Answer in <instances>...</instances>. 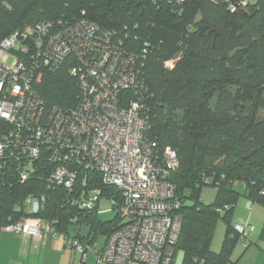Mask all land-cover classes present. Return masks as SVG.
I'll use <instances>...</instances> for the list:
<instances>
[{
    "label": "trees",
    "instance_id": "16d2710c",
    "mask_svg": "<svg viewBox=\"0 0 264 264\" xmlns=\"http://www.w3.org/2000/svg\"><path fill=\"white\" fill-rule=\"evenodd\" d=\"M77 21L102 35L116 34L135 53L147 142L156 145L158 163L166 148L177 155L176 170L165 176L182 218L172 264L180 252L181 264H227L239 242L231 223L238 199L264 208V0H0V44L17 35L36 55L34 41L22 33ZM77 67L70 55L42 70L37 91L47 108L76 107ZM9 128L0 119V134ZM33 168L24 182L13 167L0 171V229L28 218L45 220L64 240L93 246L97 236L106 238L117 228V211L101 222L96 206H79L78 189L48 188L51 166L38 161ZM88 177L85 191L100 189L102 198L121 202L116 189ZM205 187L215 190L208 204L201 199ZM29 196H44L37 213L24 205ZM218 221L225 236L214 252Z\"/></svg>",
    "mask_w": 264,
    "mask_h": 264
},
{
    "label": "built area",
    "instance_id": "2783aa9c",
    "mask_svg": "<svg viewBox=\"0 0 264 264\" xmlns=\"http://www.w3.org/2000/svg\"><path fill=\"white\" fill-rule=\"evenodd\" d=\"M115 35H102L77 21L64 27L40 24L22 33L24 40L34 41L36 55L17 35L0 44V119L10 126L0 134V171L13 167L24 182L34 172V163L42 161L52 167L48 188L78 189L83 209H92L102 199L100 189L85 191L89 174L120 193L121 202H112L120 222L101 248L64 240L79 262L93 250L97 264H172L182 218L177 213L180 201L165 176L176 170L177 155L166 148L157 162L137 95L142 86L137 58ZM70 55L78 60L73 74L78 103L73 109L47 108L37 91L42 70L56 68ZM172 66V61L165 63L166 68ZM44 202V196H29L24 205L37 213ZM4 229L25 238L52 231L47 221L29 218ZM234 230L247 247L248 229L235 225Z\"/></svg>",
    "mask_w": 264,
    "mask_h": 264
},
{
    "label": "crops",
    "instance_id": "0c3cea01",
    "mask_svg": "<svg viewBox=\"0 0 264 264\" xmlns=\"http://www.w3.org/2000/svg\"><path fill=\"white\" fill-rule=\"evenodd\" d=\"M231 223L248 229V246L238 242L227 264H264V208L242 196L234 208ZM223 227L216 225L214 229L211 240L214 252L220 250L225 236ZM64 237L58 232L45 231L41 238H25L0 229V264H97L93 250L87 251L84 262H79L74 250L64 244ZM104 240L101 243L95 240L92 248H101Z\"/></svg>",
    "mask_w": 264,
    "mask_h": 264
},
{
    "label": "rangeland",
    "instance_id": "374dc122",
    "mask_svg": "<svg viewBox=\"0 0 264 264\" xmlns=\"http://www.w3.org/2000/svg\"><path fill=\"white\" fill-rule=\"evenodd\" d=\"M257 0H249L250 3H255ZM12 60L9 61L8 64H11ZM261 119H264V110H262L261 114ZM214 194H215V190L209 187H205L202 190L201 193V199L203 200V202L205 204H208L212 201V199L214 198ZM113 205H115L114 203L112 204V201H109L106 198H102L99 200L98 204H97V218L98 220H100L101 222H108L111 221L115 218L116 215V211H114L112 209ZM224 226L222 221H218L217 223V227H221ZM81 228H85L84 226H82ZM225 228V227H223ZM71 229H73V227H71ZM76 229V228H75ZM96 240L98 241V243H101L103 238L99 235L96 237ZM241 243V242H240ZM182 253H178L174 259V264H181L182 261Z\"/></svg>",
    "mask_w": 264,
    "mask_h": 264
},
{
    "label": "water",
    "instance_id": "95a60500",
    "mask_svg": "<svg viewBox=\"0 0 264 264\" xmlns=\"http://www.w3.org/2000/svg\"><path fill=\"white\" fill-rule=\"evenodd\" d=\"M182 257H183V255H182Z\"/></svg>",
    "mask_w": 264,
    "mask_h": 264
}]
</instances>
